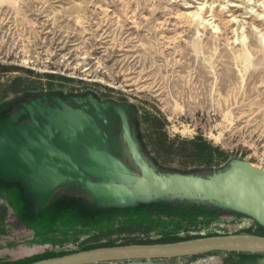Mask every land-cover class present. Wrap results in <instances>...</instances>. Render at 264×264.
I'll list each match as a JSON object with an SVG mask.
<instances>
[{
  "label": "rangeland",
  "instance_id": "obj_1",
  "mask_svg": "<svg viewBox=\"0 0 264 264\" xmlns=\"http://www.w3.org/2000/svg\"><path fill=\"white\" fill-rule=\"evenodd\" d=\"M0 65L8 68L0 82L16 81L0 101L78 94L120 105L156 167H202L200 176L229 163L264 170V0H0ZM199 180L213 190L210 177ZM35 196L17 178H0V264L109 240L264 235L259 223L215 212L218 204L126 210L76 184ZM199 258L145 264L217 262Z\"/></svg>",
  "mask_w": 264,
  "mask_h": 264
},
{
  "label": "water",
  "instance_id": "obj_2",
  "mask_svg": "<svg viewBox=\"0 0 264 264\" xmlns=\"http://www.w3.org/2000/svg\"><path fill=\"white\" fill-rule=\"evenodd\" d=\"M32 96L0 101V178H17L36 195L35 201L76 184L93 201L121 209L172 211L185 203L204 208L212 203L218 204L215 212L264 226L263 169L242 162L225 164L218 171L207 169L201 176L202 167L189 172L162 169L144 155L139 131L133 139L138 121L130 128L128 115L115 102L78 94ZM200 177L214 181L212 191L202 189L206 185ZM246 254L261 255L260 262L233 259ZM197 256L200 262L217 261L212 264H264V235L230 233L101 246L28 264H145Z\"/></svg>",
  "mask_w": 264,
  "mask_h": 264
},
{
  "label": "flooded vegetation",
  "instance_id": "obj_3",
  "mask_svg": "<svg viewBox=\"0 0 264 264\" xmlns=\"http://www.w3.org/2000/svg\"><path fill=\"white\" fill-rule=\"evenodd\" d=\"M111 240L107 241V243H104V244H100V245H93L91 247H86V248H83V249H79V250H85V249H90V248H95V247H101V246H110V245H118V244H127L128 241H120V242H123V243H118V242H115V243H118V244H114V243H109ZM78 251V250H77ZM74 252V251H73ZM66 253H70V252H66ZM66 253H62V254H66ZM62 254H53V255H49V256H46V257H42V258H38L37 260H41V259H45V258H48V257H53V256H59V255H62ZM35 260V261H37Z\"/></svg>",
  "mask_w": 264,
  "mask_h": 264
},
{
  "label": "trees",
  "instance_id": "obj_4",
  "mask_svg": "<svg viewBox=\"0 0 264 264\" xmlns=\"http://www.w3.org/2000/svg\"><path fill=\"white\" fill-rule=\"evenodd\" d=\"M8 70L7 67L3 66V65H0V72H4ZM15 79L13 78L11 81H6V82H0V96H2L4 93H5V90H8L7 87L10 85V84H13L12 82H16L14 81ZM207 158V157H206Z\"/></svg>",
  "mask_w": 264,
  "mask_h": 264
}]
</instances>
